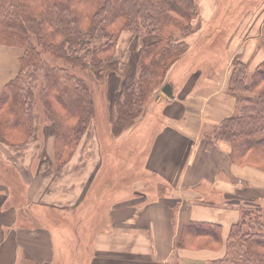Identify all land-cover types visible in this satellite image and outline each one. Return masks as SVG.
Returning a JSON list of instances; mask_svg holds the SVG:
<instances>
[{
	"label": "crops",
	"instance_id": "obj_1",
	"mask_svg": "<svg viewBox=\"0 0 264 264\" xmlns=\"http://www.w3.org/2000/svg\"><path fill=\"white\" fill-rule=\"evenodd\" d=\"M244 20L239 23L235 37L238 31L246 33L244 26L250 23ZM259 25L256 35L241 33L231 47L252 68L264 58V52L258 50L264 13ZM251 38L256 39L255 46ZM22 53L17 47L0 48V91L17 74ZM182 60L183 57L173 67L172 78L166 80L173 85L174 97L162 94L166 84L163 82L151 104L125 134L133 135L139 127L141 139L151 136L150 147L141 179L122 186L117 197L101 200L98 181L103 157L99 155L94 169L84 170L91 145L86 135L71 158L58 165L53 123L45 124L41 131L38 128L35 138L23 147L27 149L40 139V149L37 145L38 149L30 154L8 158L17 168L20 161H28L25 166L30 169V183L26 196L31 205L26 203L27 206L49 211L51 208L90 211L92 237L78 232L81 240L91 241L87 264H206L226 254L229 230L241 216L242 208L249 203L264 206V172L248 165H235L230 159L228 143L210 139L215 126L234 111V98L227 92L228 66L220 67L214 77L205 75L202 83L195 81L190 87L188 83L180 86L173 71ZM198 69L200 76L204 70ZM131 79H126L125 86ZM153 101L161 102L156 109L152 107ZM160 115L162 122L157 120ZM110 124L114 130L112 120ZM93 127L96 135L92 139L98 145L101 139L97 136L100 131L97 118ZM33 166L36 169L31 170ZM48 180L54 183L48 185ZM37 183L40 187H35ZM107 183L113 184L110 179ZM152 185L154 188H149ZM8 197L7 187L0 188V264H68L66 250L62 248L64 231L19 223L20 208L9 203ZM43 211L34 212L33 218L41 217ZM191 221L221 224L222 245L178 247L183 228Z\"/></svg>",
	"mask_w": 264,
	"mask_h": 264
},
{
	"label": "trees",
	"instance_id": "obj_2",
	"mask_svg": "<svg viewBox=\"0 0 264 264\" xmlns=\"http://www.w3.org/2000/svg\"><path fill=\"white\" fill-rule=\"evenodd\" d=\"M199 14L197 0H0V45L23 51L17 74L0 91V142L25 147L35 138L38 93L43 114L54 126L56 161L66 163L96 113L88 83L71 67L101 68L114 58L124 30L158 36L142 45L137 74L115 105L117 121L129 129L190 49L187 37L195 32ZM258 45L264 49V30ZM42 52L65 65L50 63ZM227 92L234 111L215 126L210 139L228 143L235 165L264 172V58L253 68L236 61ZM222 242L221 224L191 221L177 246L216 248ZM206 264H264V206L242 208L229 230L226 254Z\"/></svg>",
	"mask_w": 264,
	"mask_h": 264
},
{
	"label": "rangeland",
	"instance_id": "obj_3",
	"mask_svg": "<svg viewBox=\"0 0 264 264\" xmlns=\"http://www.w3.org/2000/svg\"><path fill=\"white\" fill-rule=\"evenodd\" d=\"M197 6L200 14L195 21L193 30L195 32L187 37V40L191 42V47L182 55L183 60L180 61L179 67L175 71L176 73L173 71L176 77L174 79H177V84L180 83V86L188 83V87H190L194 85L195 81V84L198 82L202 83L205 75L214 77L213 74L224 65L228 66V73L230 74L234 63L242 60L239 53L235 55L234 50L231 49L235 45L236 38H240L241 33L242 36L256 35L260 31L259 21H261L264 13V0H197ZM242 20H244L243 22L248 21L250 24L244 26L246 33L238 31V36L235 37L237 27ZM149 36L158 37L157 34H137L130 30H124L118 37L117 51L114 58L101 68L90 70L82 66L71 67L73 72L77 73L88 83L96 108L94 118H97L100 124V131L97 135L98 140L101 139V142L98 143L99 146L97 141L92 139L96 135L93 122L85 134L86 139L88 137L87 141L90 140L91 145L89 146L88 161L84 170L88 168L94 169L95 162L99 160V155L103 157V162L99 167L100 180L98 181L102 201L117 197L121 192L122 186L138 181L140 175L144 173V159L150 147L149 140L151 136L146 140L141 139L139 137V127L135 129L133 135H125L128 128H122L121 122L117 121V112L114 110L117 101L121 97L120 93L127 87V85L125 86L126 79L134 78L137 74L138 56L143 43L146 44L153 41V38L149 40ZM250 40L255 46L256 39L251 38ZM7 47L0 45V48ZM258 50L264 52L261 47ZM42 53L50 63L65 65L64 62L54 59L48 53ZM248 65L249 68H252L251 64L248 63ZM198 68L204 70V73L200 76ZM172 69L164 76L162 83L155 88L151 99L144 107L142 113L136 118V121L139 120L146 108L151 104L163 82L168 78H172ZM119 76H121L120 79ZM190 78L191 82L188 81ZM153 102H155V105L152 106L154 109L161 103L159 101ZM35 109L39 112V130L41 131L42 127L50 122L43 114L44 109L38 93L35 96ZM110 109H112L111 112L109 111ZM161 116L158 117V122H162ZM110 120L113 121L114 130H112ZM144 120H148V118L145 117ZM48 130L51 131V128ZM37 141H34V144L27 149L0 142V188L7 187L9 203L19 206V223L22 222L35 228L42 225L61 228L64 231V236L63 234L61 235L64 237L62 248L66 250L68 264H87L92 251L90 238L93 235L91 230L93 221L91 224L88 222L91 216L89 210L86 211L82 208L76 210L73 208L71 211H61L57 208H51V211H49V209L45 210L46 208L39 209L35 206L29 207L26 205V203L31 205L29 198L26 196L28 184L30 183V169L28 165L25 166L28 161H20L17 168L14 166L15 162L8 160V158L12 159L17 156L16 154H30L37 147L40 149L42 147L40 139L39 143H36ZM35 146L37 147L35 148ZM44 147L43 144L42 151ZM5 148L7 149L5 150ZM36 152L38 153L39 150ZM34 169H36L35 166L31 168V170ZM259 171L261 172V170ZM109 179L113 184L107 183ZM154 180L152 179V182H157ZM51 183L53 184L54 181L48 180V185ZM35 187H40V184L37 183ZM93 187L96 188L97 184L95 183ZM149 188L153 189L154 187L152 185ZM42 210L44 211L41 217L33 218L34 212ZM101 211L103 212V210ZM78 222L80 223L78 224ZM78 232L80 234L82 232L83 235L87 233L86 235L90 237L89 240H81ZM60 247L61 244L58 249Z\"/></svg>",
	"mask_w": 264,
	"mask_h": 264
},
{
	"label": "water",
	"instance_id": "obj_4",
	"mask_svg": "<svg viewBox=\"0 0 264 264\" xmlns=\"http://www.w3.org/2000/svg\"><path fill=\"white\" fill-rule=\"evenodd\" d=\"M162 94L168 98L174 97V88L171 82H166V84H164L162 87Z\"/></svg>",
	"mask_w": 264,
	"mask_h": 264
}]
</instances>
